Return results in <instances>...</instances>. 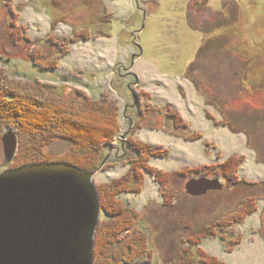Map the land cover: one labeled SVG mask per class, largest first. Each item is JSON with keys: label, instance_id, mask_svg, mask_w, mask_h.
<instances>
[{"label": "rangeland", "instance_id": "1", "mask_svg": "<svg viewBox=\"0 0 264 264\" xmlns=\"http://www.w3.org/2000/svg\"><path fill=\"white\" fill-rule=\"evenodd\" d=\"M12 11L17 14L16 28L25 29L21 35L15 36ZM104 15L113 16L108 26L101 21ZM83 29H89L92 38L71 45L70 53L60 56L49 36H72ZM100 31L110 37H97ZM35 48L43 55L42 63L57 59L58 68L37 66L32 57ZM121 66L125 76L120 78ZM0 69L6 82L23 86L37 80L56 86L52 90L68 99L87 97L118 105L122 131L106 149L108 160L112 159L109 166L117 161L118 166L107 169L106 161L94 178L96 188L128 172L129 166L122 162L128 136L156 151H169L164 157H150V165L177 174L171 183L176 192L172 206L164 205L160 185L149 174L142 193L120 196L141 214L138 227L149 234V253L143 262L179 264L193 233L254 197L259 208L255 214L240 225L219 230L200 247L222 264H264V184L233 186L212 172L204 177L196 172L237 155L244 158L240 180L264 183V0H0ZM131 88L140 94L139 104ZM170 109L181 115L187 129L177 131ZM131 117L135 121L130 125ZM223 119L244 133L217 127L215 122ZM8 124L0 121V172L14 170L16 157L36 151L27 134L9 129ZM11 131L18 137V148L8 163L2 138ZM245 132L251 135V148ZM192 133L202 139L182 137ZM71 147L70 142L55 139L43 146L42 153L53 163ZM201 178L219 180L224 190L190 196L186 185ZM105 220L101 210L99 226ZM238 239L241 244L228 251ZM198 248L191 250L195 259Z\"/></svg>", "mask_w": 264, "mask_h": 264}, {"label": "trees", "instance_id": "2", "mask_svg": "<svg viewBox=\"0 0 264 264\" xmlns=\"http://www.w3.org/2000/svg\"><path fill=\"white\" fill-rule=\"evenodd\" d=\"M12 15L14 18L11 23L15 28L16 36L25 29L23 27L16 28L17 14L15 15V12L12 11ZM112 18L111 15H104L101 17V21L105 26H108ZM98 33L96 34L97 37H110V34L104 31ZM49 37H52V41H56L61 52L60 56H64L70 53L69 47L71 45L79 41L90 40L92 32L89 29H83L75 30L72 36L55 38L52 34ZM35 50L36 52L33 53L32 57L37 66L43 70L58 68L57 59L42 63V53L40 54L39 49L35 48ZM7 79V76L0 69V121L9 123V129L18 128L20 133L27 134L34 141L32 148L36 150L33 153L24 154L26 156L16 157L15 169L26 165L50 163L52 160H46L42 148L46 143L55 139L66 140L71 143L72 147L64 157L53 163H59L62 160V163L74 164L86 171H95L101 167L107 157V147L116 140L122 131L119 107L115 102L93 100L87 97H83L82 101H76L58 95L52 90H55L56 86L50 84H42L37 80L28 79L31 83L24 82L22 86L19 83L6 82ZM193 82L195 87L200 89L199 84L194 80ZM222 111L220 110L221 113ZM168 114L174 120L177 131L188 128L178 112L170 109ZM207 117L215 121L211 114L207 113ZM215 124L217 127L227 126L234 133L237 131L244 133L237 130L233 122L228 119L215 122ZM245 134L248 138L247 145L251 148V135L249 132H245ZM182 137L190 141L202 139V135L198 133ZM127 142L125 149H122L123 155L126 153L122 156V162L129 166L128 172L121 178L97 187L101 210L106 220L97 230L94 264H135L136 262H143L147 257L150 247L149 234L138 227L142 222L141 214L120 197L123 194L142 193L146 174L151 175L159 183L165 206H172L176 198V192L171 183L177 174L160 171L150 165V157H164L169 154V151L161 149L156 151L130 136L127 137ZM255 152L257 153L256 150ZM111 160L105 164V167L108 165L107 169L118 166V161L109 166L108 163ZM243 162L242 156L233 155L221 164L201 167L196 172L200 173L202 177L207 175V172H212L233 186L244 185L245 183L258 188L263 185L264 183H247L240 180L238 172ZM179 174L186 176L188 172ZM258 210V199L247 198L236 210L219 216L213 224L204 227L203 231L193 233L188 239L190 249L184 250L179 264H222L221 261L201 249L202 242L214 238L218 235L219 230L242 224L245 219ZM260 233L262 234L263 231L261 230ZM220 239L225 241L224 236ZM241 242V239L236 242L233 240L232 245H229L227 250L232 251ZM195 247H199L197 250L198 259H195L191 251Z\"/></svg>", "mask_w": 264, "mask_h": 264}, {"label": "water", "instance_id": "3", "mask_svg": "<svg viewBox=\"0 0 264 264\" xmlns=\"http://www.w3.org/2000/svg\"><path fill=\"white\" fill-rule=\"evenodd\" d=\"M2 142L12 163L18 137L11 131ZM108 159L95 171L59 162L0 172V264H94L101 218L94 178ZM222 189L217 179L186 185L192 197Z\"/></svg>", "mask_w": 264, "mask_h": 264}, {"label": "flooded vegetation", "instance_id": "4", "mask_svg": "<svg viewBox=\"0 0 264 264\" xmlns=\"http://www.w3.org/2000/svg\"><path fill=\"white\" fill-rule=\"evenodd\" d=\"M123 73V67L121 66V69H119L117 71V75L121 78V77H124L125 75L122 74ZM127 75H131V72L130 71H127ZM131 92L137 97V104H139V101L141 100L139 97H140V94L139 93H136L132 88H131ZM132 108V106H130ZM128 109V108H126ZM127 111V110H126ZM133 120L135 121V119H133L132 117L129 118V123L130 125L132 124ZM116 155V154H115ZM224 190V188L222 189ZM222 190H213V191H209L207 194L211 193V192H215V191H222ZM206 194V195H207ZM202 197V196H201Z\"/></svg>", "mask_w": 264, "mask_h": 264}]
</instances>
